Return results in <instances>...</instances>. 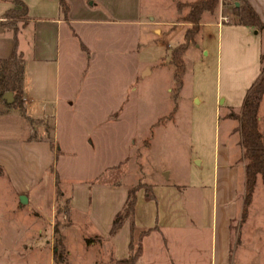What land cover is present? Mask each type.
Returning <instances> with one entry per match:
<instances>
[{
  "label": "crops",
  "instance_id": "0c3cea01",
  "mask_svg": "<svg viewBox=\"0 0 264 264\" xmlns=\"http://www.w3.org/2000/svg\"><path fill=\"white\" fill-rule=\"evenodd\" d=\"M23 1L28 7L26 19L18 22L19 47L25 58L23 103L13 104L7 98L0 102V166L13 192L21 196L24 191L37 189L54 161L51 138L35 137L34 132L40 130L32 124V120L49 118L52 126L54 124L53 133H56V119L60 118L62 108L65 112H71L76 101H97L102 97L97 94L87 95L86 90H83L88 85L85 78L97 50L95 42L107 26H132L142 36L175 39L172 44L165 41L166 51L157 63L158 67L169 66L173 71L171 96L174 106L152 123L140 143L136 138L131 139L127 142L128 149L122 155L111 160L107 159V154L101 162L106 167L98 171V175L120 162H135L139 178L131 182L123 178L115 184L94 186L95 230L109 237L114 217L126 202L128 186L144 182L150 185L152 196H148L144 187L138 189L134 212L137 228L146 231L142 235L144 249L149 247V253L153 252L150 245L154 241L157 248L154 254L157 255L162 249L166 250L168 242L172 250L173 236L179 237L180 244H185L190 239L195 242L194 239L201 238L203 232L207 231L210 238L207 242L208 252L210 250L209 264H227L225 256L230 253L234 241V220L240 216L242 223L244 216L248 218L252 212V202L245 206L246 159L241 120L232 113L241 111L248 88L261 72L264 29L239 20L220 24L218 11H205L201 29L184 53L186 71L179 96L175 98L172 49L183 40L191 25L182 18L188 13L189 7L181 9L179 3L195 0H66L67 10L61 0ZM248 2L264 22V0ZM14 7H20L14 0H0V58L8 57L14 47V30L2 23L7 20L8 10ZM216 27L219 90L206 98L210 104L208 114L201 111L187 114L184 127L190 133V145L185 144L179 158L178 145L173 141L180 124L179 99L187 83L194 78V73H190L188 55L196 57L197 49L203 47L204 56H211L215 47L213 28ZM147 70L149 72L150 69ZM198 97V102H202ZM106 99L114 101V96H107ZM5 101L9 103L7 108ZM117 101V104H112L106 110L104 122L107 124H114L123 117L130 101L129 94H124ZM205 116L210 117V131L215 124L214 142L197 133L201 122L199 117ZM109 118H112L111 121ZM196 118L198 121H195ZM259 121L264 132V96L259 108ZM104 130L101 134L98 131L93 135L91 147L100 145L101 139L107 137ZM105 146L109 147L108 140ZM260 179H263L261 174L258 175L256 185ZM81 191L85 189L71 190L70 195L71 205L79 213L86 203L79 195ZM244 222L241 228L245 227V237H237L235 233V240L241 246L256 232L264 237V222L251 225L246 220ZM132 234L131 222L127 220L111 237L114 258H128ZM152 235L154 240H151ZM256 242L255 239L252 245ZM161 244L162 249L159 248ZM147 252L140 256L141 262L147 260ZM238 257L240 264H244L243 254ZM47 264L51 263L48 261ZM249 264H264V252L260 248L251 256Z\"/></svg>",
  "mask_w": 264,
  "mask_h": 264
},
{
  "label": "rangeland",
  "instance_id": "374dc122",
  "mask_svg": "<svg viewBox=\"0 0 264 264\" xmlns=\"http://www.w3.org/2000/svg\"><path fill=\"white\" fill-rule=\"evenodd\" d=\"M184 7L187 6L181 9ZM234 7L233 0H219L213 12L218 11L219 21L221 15H227L228 22L237 21L239 17ZM105 30L95 42L97 50L85 78L88 85L83 90H86L87 95L97 94L102 97L97 101H76L71 112H65L62 108L60 118L56 119V133H53L54 124L52 126L49 118L32 120V124L40 130L34 132L35 137L49 136L55 153L51 169L41 185L35 190L22 192L28 196L27 202L21 201L20 193L13 192L0 166V264H47L48 261L51 264H120L112 253L113 235L109 233V237L102 235L99 239L100 235L95 230L96 202L92 191L97 184H115L123 178L131 182L139 178L135 162L126 164L123 161L110 166L105 173L98 175L97 172L105 169L106 166L101 162L107 154V159L115 160L128 149V141L136 138L140 143L152 123L174 106L171 96L173 71L169 66L160 68L157 63L166 51V44L175 43L176 40L157 38L155 35L142 36L132 26L109 25ZM213 35L215 47H211L214 50L211 56H204L203 47L197 49L196 57L188 55L190 73H194L195 79H190L179 99L180 124L173 137L178 145L179 158L185 144L190 143V133L184 127L187 114L191 115L192 111L208 114L210 104L206 98L219 90L217 27L213 28ZM162 41L167 43L163 45ZM261 63L262 71V58ZM147 69H150L149 72H146ZM124 94H129L130 101L123 117L114 124H107L104 122L106 110L112 104H117V100ZM107 96H114V101L107 100ZM196 96L202 102H198ZM6 104L7 108L9 103ZM195 121H198L197 118ZM199 121L197 133L214 142L215 124L210 131L209 116L199 117ZM103 129L108 139L105 137L101 139L100 145L91 147L93 135L98 131L101 134ZM107 140L108 148L105 146ZM204 171L207 174V167ZM82 188L85 191L79 195L86 203L79 213L71 205L70 195L71 190ZM252 198V212L248 218L244 216V221L249 224L264 222L263 179L255 186ZM242 223L240 216L234 220V241L230 253L225 256L227 264H240V254L244 256V264H249L258 248L264 252V237L261 233L258 235L256 232L248 237V242L242 246L236 242L235 233L237 237H245L246 230L244 226L241 228ZM142 235L138 231L132 234L128 264H209L210 250L208 252L207 242L210 238L207 231L203 232L201 238L194 239L195 242L190 239L185 244H180L179 237L173 236L172 250L168 246L169 242L165 251L161 244L159 248L162 252L159 251L157 255L154 254L157 249L154 241L150 245L153 252L149 253V247L144 249ZM87 237L95 239L87 243ZM151 237L154 240V236ZM251 239L257 240L255 245H252L254 240ZM146 252L147 260L141 262L140 256ZM154 256L157 259L155 262Z\"/></svg>",
  "mask_w": 264,
  "mask_h": 264
},
{
  "label": "trees",
  "instance_id": "16d2710c",
  "mask_svg": "<svg viewBox=\"0 0 264 264\" xmlns=\"http://www.w3.org/2000/svg\"><path fill=\"white\" fill-rule=\"evenodd\" d=\"M20 7L11 8L6 13L7 20L2 21L6 27L14 30V47L11 54L6 58H0V102L4 99L7 91H12L14 100L13 104L23 103V75L25 67L24 53L19 47L18 22L20 19H26L28 7L23 0H14ZM235 3V14L238 15L239 21L244 24L256 26L264 29V22L260 18L254 7L248 0H233ZM62 6L68 9L66 0H61ZM219 0H195L192 2H180L179 7L189 6L188 13L183 17L191 25L187 28L183 40L173 49L171 60L175 65V85L173 95L179 96L180 89L183 85V78L186 71V62L184 53L194 42L196 35L201 29L202 15L205 11L213 12L218 5ZM264 60V53L261 56ZM264 96V67L256 80L251 84L246 92V96L239 113H232L241 120L242 145L244 148V158L246 159V184H245V206L247 207L255 190L258 175L261 174L264 180V132L261 130L259 121V108ZM144 187L148 196H152L150 185L139 182L128 186V195L123 208L117 212L114 217L110 233L115 235L125 221L130 220L132 232L138 231L144 234L146 231L137 228L134 222L135 205L137 201V191ZM99 239L102 237L101 234ZM95 238L87 237V243ZM130 258L119 260L120 264H128Z\"/></svg>",
  "mask_w": 264,
  "mask_h": 264
},
{
  "label": "water",
  "instance_id": "95a60500",
  "mask_svg": "<svg viewBox=\"0 0 264 264\" xmlns=\"http://www.w3.org/2000/svg\"><path fill=\"white\" fill-rule=\"evenodd\" d=\"M4 98H7L8 101H13L14 100V97H13L12 91L5 92ZM20 198H21V201L22 202H27L28 201V196L26 194H22L20 196Z\"/></svg>",
  "mask_w": 264,
  "mask_h": 264
},
{
  "label": "built area",
  "instance_id": "2783aa9c",
  "mask_svg": "<svg viewBox=\"0 0 264 264\" xmlns=\"http://www.w3.org/2000/svg\"><path fill=\"white\" fill-rule=\"evenodd\" d=\"M219 23L222 24L223 22H228L229 18L227 15H221Z\"/></svg>",
  "mask_w": 264,
  "mask_h": 264
}]
</instances>
